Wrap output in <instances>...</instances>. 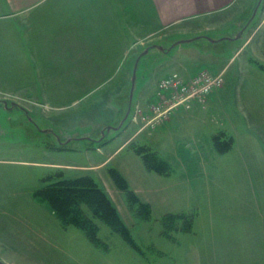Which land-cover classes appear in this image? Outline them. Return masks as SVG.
I'll return each instance as SVG.
<instances>
[{
	"label": "rangeland",
	"instance_id": "374dc122",
	"mask_svg": "<svg viewBox=\"0 0 264 264\" xmlns=\"http://www.w3.org/2000/svg\"><path fill=\"white\" fill-rule=\"evenodd\" d=\"M237 4L253 11L244 28L264 11V0ZM4 18L0 12V264H245L246 247L255 240L248 233L264 223V75H238L245 54L230 62L235 53L224 39L240 36L235 31L242 16L220 28L215 21V29L213 18H204L197 36L179 35L180 26L150 37L142 32L126 45L123 60L88 62L92 73L116 69L110 78L70 77L72 67L84 62L67 60L68 42L24 45L14 38L22 23ZM226 68L225 88L214 103L172 110L159 118H173L168 129L142 132L97 166L140 127L131 123L136 110L149 126L166 109L150 114L153 102L147 106L166 75ZM122 83L129 88L130 115L108 125ZM72 84L87 89L72 91ZM136 149L157 154L167 174L149 172ZM120 163L137 173L128 181L121 175L127 190L116 181ZM79 177L96 182L110 205L99 207L102 218L90 203L68 205L89 225L87 233L64 226L53 206L38 198L39 190ZM246 202L253 205L251 222Z\"/></svg>",
	"mask_w": 264,
	"mask_h": 264
},
{
	"label": "crops",
	"instance_id": "0c3cea01",
	"mask_svg": "<svg viewBox=\"0 0 264 264\" xmlns=\"http://www.w3.org/2000/svg\"><path fill=\"white\" fill-rule=\"evenodd\" d=\"M237 3L238 0H0V12L5 13L4 20L8 21V24H10V21L12 24H16L15 22L18 21L22 23L20 32H18V28H15L17 35L14 38L20 40L24 45L33 43L40 46L41 43H46L49 40L56 43L68 42L70 57L67 60L84 62L72 67L70 77L73 78L94 75L110 78V74L113 70L115 72L116 69L107 68L104 73H100L99 71L92 73L90 72V63L88 62H116L123 60L126 54V45L132 44L133 40L140 38L142 32L145 36L150 37L171 27L178 29L180 26L182 29H179L181 31L177 32L179 35L194 34L197 36L204 32L203 25L199 23L204 18L212 17L213 27L211 29H215V21L217 22L216 28H220L233 21L236 22V19L242 16L244 24L243 22L238 23V29L235 31L236 34H240V37L236 40L224 39V41H228L230 47L233 49L232 52L235 53L230 62H233L235 57L245 54L239 68H237L239 71L238 75L242 78L254 76L257 78L256 76L264 75V11L262 15H259L258 20L253 21L248 27L244 28L245 21L253 11H249L248 7L242 9ZM259 8L256 15L259 14ZM256 15L253 19L257 17ZM189 23H192L191 26ZM127 28L132 29L131 34L125 33ZM201 70L192 74L189 73L185 77H194ZM227 70L226 68L221 72L216 71L212 73L222 74V77H224ZM89 83H91V80H89ZM72 86H74L72 91L87 89V87L84 89L76 88L77 85L73 84ZM224 88L223 85L221 89L215 91L205 103H197L204 106L209 102L214 103ZM128 89L123 83L119 85L114 95L117 105L113 109V113H110L108 125L120 124L125 115H127L125 96ZM155 97L148 101V109L150 108V104L154 102ZM251 105L253 104L249 106L251 107ZM127 109L129 110V107ZM172 119L160 123L155 127L152 125L144 126L142 122L132 120L131 123L133 125H139L140 127L135 129L133 135L128 136L112 155H107V158L97 166L103 167L107 165L108 161L123 151L142 132L148 130L152 133H159L162 129H168L173 123ZM250 123L254 125L258 124L256 122ZM174 126L178 127V124H174ZM104 130H107V128ZM129 130L127 128V131ZM163 131L166 132L165 130ZM140 149H136V155H139L142 159V155L139 154L141 152ZM158 158L167 164L160 157ZM93 167L90 166L88 169H93ZM119 167L120 169H117V171L127 181L132 178L129 177V174L133 178L137 175L136 170L130 166L127 168L126 165L121 164ZM158 174L165 176L167 173ZM135 188H142V186L137 184ZM245 206V218L251 222L253 221L251 214L253 205L246 202ZM231 215L237 218L236 212H231ZM253 225L251 224V226ZM251 236H254L255 240L251 245L246 247L245 264H264V223L260 231L257 228L254 231H250L248 237L250 238ZM247 252L250 255H247ZM233 264H237L236 259Z\"/></svg>",
	"mask_w": 264,
	"mask_h": 264
},
{
	"label": "trees",
	"instance_id": "16d2710c",
	"mask_svg": "<svg viewBox=\"0 0 264 264\" xmlns=\"http://www.w3.org/2000/svg\"><path fill=\"white\" fill-rule=\"evenodd\" d=\"M144 150L145 149L139 152V154L142 155V161L146 168L150 171L161 172L160 169H162V167H166L167 164L160 161L157 155L152 152L143 153ZM115 173L117 174L116 181L122 185V188L127 190L128 183L125 178L121 176L122 174L118 171H115ZM161 173L165 174L167 172ZM59 183L50 186L49 188H43L39 190L40 194L38 195V198L40 197L39 199H41L43 203L53 206L55 212L58 213L56 216L64 226L71 225L82 229L87 233L89 225L85 224L83 219L72 216L74 209L71 207L68 209V205L90 203L91 207L95 206V210H97L100 206H110L108 204L109 199L105 191H103L90 177L66 179V181L62 183L63 185H60ZM60 206L63 210H60ZM99 211H101V215L99 216L102 218L104 211L100 208ZM112 212L113 215H118L117 210L114 207L112 208Z\"/></svg>",
	"mask_w": 264,
	"mask_h": 264
},
{
	"label": "built area",
	"instance_id": "2783aa9c",
	"mask_svg": "<svg viewBox=\"0 0 264 264\" xmlns=\"http://www.w3.org/2000/svg\"><path fill=\"white\" fill-rule=\"evenodd\" d=\"M222 85V76L213 75L208 71H202L191 79H185L178 73L165 77L159 83L157 103L155 102L156 104L152 105L151 113H160L159 111L163 107L166 109L155 118H151L152 126L155 127L162 123V119L159 121V118L172 110L179 108L190 109L193 102H204L212 93L221 88ZM154 106L157 108L155 109ZM138 117H140L139 112H137L135 119ZM142 119V121L147 120L149 116L145 115Z\"/></svg>",
	"mask_w": 264,
	"mask_h": 264
},
{
	"label": "water",
	"instance_id": "95a60500",
	"mask_svg": "<svg viewBox=\"0 0 264 264\" xmlns=\"http://www.w3.org/2000/svg\"><path fill=\"white\" fill-rule=\"evenodd\" d=\"M260 3H261V2H260ZM260 3L258 4V6H257V8H256V11H255L254 16L256 15V13H257V11H258V8H259V6H260ZM239 37H240V36H238V38H239ZM146 53H148V51H146L145 54H146ZM137 68H138V61H137L136 65H135L134 74H133V80H132L133 88H134V85H135ZM132 94H133V90L131 91V97H132ZM130 109H131V101H130V106H129V112H128V114H127L126 117L129 116V114H130Z\"/></svg>",
	"mask_w": 264,
	"mask_h": 264
}]
</instances>
